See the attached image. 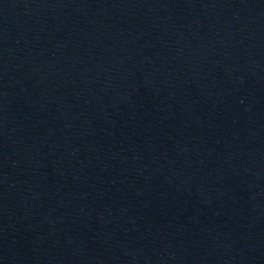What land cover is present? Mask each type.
Masks as SVG:
<instances>
[{"label": "water", "instance_id": "95a60500", "mask_svg": "<svg viewBox=\"0 0 264 264\" xmlns=\"http://www.w3.org/2000/svg\"><path fill=\"white\" fill-rule=\"evenodd\" d=\"M0 264H264V0H0Z\"/></svg>", "mask_w": 264, "mask_h": 264}]
</instances>
